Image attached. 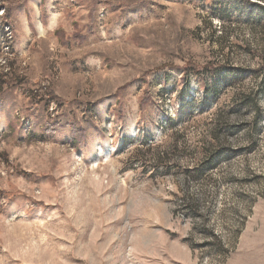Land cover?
I'll return each mask as SVG.
<instances>
[{
	"label": "rangeland",
	"instance_id": "rangeland-1",
	"mask_svg": "<svg viewBox=\"0 0 264 264\" xmlns=\"http://www.w3.org/2000/svg\"><path fill=\"white\" fill-rule=\"evenodd\" d=\"M0 264H264V0H0Z\"/></svg>",
	"mask_w": 264,
	"mask_h": 264
},
{
	"label": "trees",
	"instance_id": "trees-1",
	"mask_svg": "<svg viewBox=\"0 0 264 264\" xmlns=\"http://www.w3.org/2000/svg\"><path fill=\"white\" fill-rule=\"evenodd\" d=\"M191 68H192V69H195V68H196V65L193 64V65L191 66Z\"/></svg>",
	"mask_w": 264,
	"mask_h": 264
}]
</instances>
